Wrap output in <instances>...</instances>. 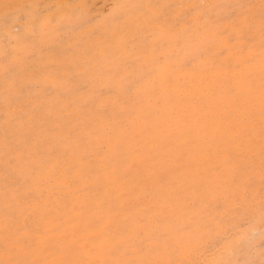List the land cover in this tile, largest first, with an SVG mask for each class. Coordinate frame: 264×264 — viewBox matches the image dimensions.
<instances>
[{"label":"snow or ice","instance_id":"1","mask_svg":"<svg viewBox=\"0 0 264 264\" xmlns=\"http://www.w3.org/2000/svg\"><path fill=\"white\" fill-rule=\"evenodd\" d=\"M87 8L0 5V264H264V0L116 4L103 24ZM66 29L76 42L58 51ZM140 33L145 55L185 36L197 44L169 58L148 87L142 56L128 51ZM97 50L108 53L96 67L103 86L133 102L144 94L159 101L162 88L197 62L221 88L205 97L169 94L165 102L182 107L167 121L149 113L138 139L113 142L100 135L112 119L104 93L80 71ZM37 53L48 58L42 69L32 64ZM209 143L223 156L221 184L188 202L185 170ZM257 155L258 201L250 196Z\"/></svg>","mask_w":264,"mask_h":264},{"label":"rangeland","instance_id":"2","mask_svg":"<svg viewBox=\"0 0 264 264\" xmlns=\"http://www.w3.org/2000/svg\"><path fill=\"white\" fill-rule=\"evenodd\" d=\"M4 3L12 4H30L39 3L41 5H58V4H86V9L89 16L94 18L95 23L103 24L105 18L112 12L113 6L116 4H144V3H184V4H200V5H216L223 3H244V4H259V0H0V5ZM209 12H219V9H209ZM146 34H137L135 46L129 44L128 51L133 55L142 56L143 68L148 75L146 76V86L151 87L152 80L157 79L163 70V67L169 58L172 62L182 58L185 54H189L194 51L197 44V40L193 36L181 37L179 41L171 47H160L158 44L155 46V50L145 55V40ZM76 33H73L71 29H66L64 35L60 38L62 43L58 51H63L67 48V43L71 42L75 44ZM150 39V37L148 38ZM258 44V37H257ZM0 46H2V39H0ZM73 51H79L74 48ZM256 53H259V47L256 48ZM108 53L97 50L94 54V59L91 63H82L80 71L83 72L84 80L91 81L96 84L99 91L104 93V101L107 105L105 115L110 116V121H104L100 125V135L102 137H111L113 142L117 139L131 140L133 136L138 139L139 132L145 123V117L151 113L150 120L159 119V121H167L171 115L179 110L182 105L166 103L165 99L169 94L185 97H205L210 91L215 90L217 94L220 91L221 83L217 82L215 74H210L207 78H204L203 70L201 69L199 62L195 65H190L189 69L180 72L174 78V83L169 87L165 85L161 90V97L159 101L157 97H153L147 94L141 95L136 98L135 102L128 100L124 95H117L114 91L110 92L109 88L104 87L108 83L107 79L100 77L96 72V67L105 63V56ZM227 55V53H226ZM159 58L160 63H152V57ZM223 59V58H221ZM48 63L46 54L37 53L32 58V64L36 69H42L44 65ZM257 73V87L259 84V57L257 55L256 63ZM222 80V77L220 78ZM3 81L4 76L2 68H0V123L3 119ZM234 84H240L241 78L237 75L233 80ZM80 87L82 91H87L83 88V81H80ZM37 89L33 86L31 89L25 90V96L34 95ZM51 93V89H49ZM69 101H74L79 104L80 101L77 96L69 95L67 97ZM94 104L88 106L89 109L94 108ZM258 111V103H257ZM257 117V127H258ZM257 153L259 151V145H257ZM200 158V159H199ZM256 176L255 184L250 196H255L256 200H259L261 191V184L259 179V157H256ZM225 168L223 156L217 154L211 143L203 150H194L192 154L191 167L185 170L187 186L186 190L182 193L183 198L188 201H197L202 198L204 193V187L215 189L217 185L221 184V177L218 173ZM4 203V179L0 174V218H2V209ZM186 218V217H185ZM257 243H259V234L257 233ZM255 258L260 259V248L255 249Z\"/></svg>","mask_w":264,"mask_h":264},{"label":"bare ground","instance_id":"3","mask_svg":"<svg viewBox=\"0 0 264 264\" xmlns=\"http://www.w3.org/2000/svg\"><path fill=\"white\" fill-rule=\"evenodd\" d=\"M144 34V33H143ZM200 159V158H199Z\"/></svg>","mask_w":264,"mask_h":264}]
</instances>
